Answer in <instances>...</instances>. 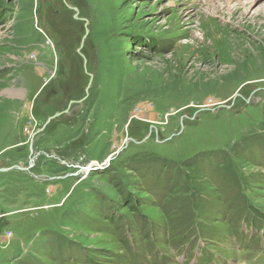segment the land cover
<instances>
[{"label": "rangeland", "instance_id": "1", "mask_svg": "<svg viewBox=\"0 0 264 264\" xmlns=\"http://www.w3.org/2000/svg\"><path fill=\"white\" fill-rule=\"evenodd\" d=\"M0 264H264V0H0Z\"/></svg>", "mask_w": 264, "mask_h": 264}, {"label": "trees", "instance_id": "2", "mask_svg": "<svg viewBox=\"0 0 264 264\" xmlns=\"http://www.w3.org/2000/svg\"><path fill=\"white\" fill-rule=\"evenodd\" d=\"M125 199H127V202H133V201H132V200H133V197H126ZM133 207H134V206H133ZM254 213H255V214H258L256 210L254 211ZM108 219L111 220V221H113L114 218L111 217V218H108ZM261 226H262V225H261Z\"/></svg>", "mask_w": 264, "mask_h": 264}, {"label": "built area", "instance_id": "3", "mask_svg": "<svg viewBox=\"0 0 264 264\" xmlns=\"http://www.w3.org/2000/svg\"><path fill=\"white\" fill-rule=\"evenodd\" d=\"M90 169H92L91 165L88 166V171H90ZM88 171H87V172H88Z\"/></svg>", "mask_w": 264, "mask_h": 264}]
</instances>
